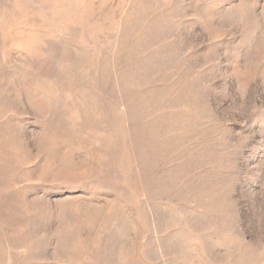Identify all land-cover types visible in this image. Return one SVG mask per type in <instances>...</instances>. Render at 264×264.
Instances as JSON below:
<instances>
[{
	"label": "rangeland",
	"instance_id": "rangeland-1",
	"mask_svg": "<svg viewBox=\"0 0 264 264\" xmlns=\"http://www.w3.org/2000/svg\"><path fill=\"white\" fill-rule=\"evenodd\" d=\"M0 264H264V0H0Z\"/></svg>",
	"mask_w": 264,
	"mask_h": 264
}]
</instances>
